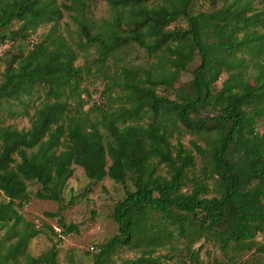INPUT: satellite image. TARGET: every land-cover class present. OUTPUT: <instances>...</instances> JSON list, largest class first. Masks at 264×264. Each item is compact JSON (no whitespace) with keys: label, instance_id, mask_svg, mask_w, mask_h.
<instances>
[{"label":"trees","instance_id":"1","mask_svg":"<svg viewBox=\"0 0 264 264\" xmlns=\"http://www.w3.org/2000/svg\"><path fill=\"white\" fill-rule=\"evenodd\" d=\"M96 1H0V37H3L0 45L7 44V30L15 21L20 25L9 33L14 41H30L40 27L53 25L27 53L11 55L8 47L1 56L6 58L0 81V113L3 102L17 101L28 107L24 99H30L42 84L50 88L53 101L36 108L34 114H27L29 129L0 127V199L4 200L0 202V229L7 227L6 237L10 242L5 254H1L0 247V264H20L19 256L24 254L28 241L42 233L36 229L17 230L25 223L17 206L24 207L26 200L19 204L17 201L23 197L28 185H40L37 199L61 204L64 202L63 192L76 167L82 168L88 179L97 182L110 178L125 184L128 173L136 177V190L129 191L126 198L115 206L114 218L120 233L101 248L95 264H102L103 257L115 248L131 245L145 234L149 210L161 214L165 221L175 219L176 213L192 215L200 230L214 233L224 247H228L231 241L248 243L264 224V154L261 143L246 135L249 128H252V134L256 133L253 125L258 107L264 104V34L260 30L264 25V12L256 10L253 0H233L219 12L195 17L190 15L194 0H166L171 2L169 6L158 4L153 7L146 4L149 0H106L113 8L125 10L135 27L128 36H121L117 34L119 24L115 19L111 35L103 38L99 33L94 35L85 22L89 4ZM66 12H71V19L79 25L81 39L101 47L98 61L102 66L111 53L131 43L151 54L167 47L174 56L170 61L176 68L175 75L156 81L148 78L149 86H142L138 81L124 83L130 90L132 106L123 107L112 115L104 114L102 125L113 138L107 144L99 124L91 119L90 114L104 104L99 100V105L95 102L90 112H84L88 102L83 99L81 88L84 69L76 65L80 52L58 29ZM180 18L188 23L182 35H178L177 29L169 30ZM210 27L215 28L217 40L204 44L203 32ZM180 35L191 40L187 51L170 44ZM195 50L202 60L194 72L195 98H186L183 103L160 98L156 87L177 81L178 73L186 70L193 61ZM246 51H256L258 61L255 62H260L259 86L256 88L246 84L243 77ZM237 52H242V56ZM223 73L228 77L220 92L214 95V85ZM106 89H110V85ZM88 97L90 99L91 95ZM210 103L221 108L220 114L196 121L192 115ZM147 110L163 120L173 114L193 133L209 130L211 121L221 123V136L209 144L208 149L192 144L218 179L222 188L219 196L206 197L208 187L200 181L193 182L191 192L182 191L188 178L187 171L195 165V158L181 143L173 146L160 124L119 126V123L137 119ZM236 139L247 149L250 169L236 171L227 158ZM154 159L167 165L169 178L156 176ZM255 180L258 185L249 188ZM48 215L56 217L58 214ZM61 226L66 234L78 231L75 224L66 226L62 223ZM223 226H226L224 231H217ZM145 255L138 263H156ZM55 257L53 248L32 261L51 264Z\"/></svg>","mask_w":264,"mask_h":264},{"label":"rangeland","instance_id":"2","mask_svg":"<svg viewBox=\"0 0 264 264\" xmlns=\"http://www.w3.org/2000/svg\"><path fill=\"white\" fill-rule=\"evenodd\" d=\"M66 1L68 0H58L59 3ZM232 1L194 0L190 7V15L195 17L200 14L219 12ZM253 2L256 10L264 12V0H253ZM146 4L150 7L158 4L169 6L171 2L149 0ZM89 5L85 22L94 35L99 33L103 38L111 35V26L115 19L119 24V28H116L117 34L126 37L134 29V22L125 10L113 8L106 0H98ZM71 14V12L65 13L58 29L80 52L76 65L84 69L81 88L83 99L88 101L84 112H90L95 102L99 100H102L101 102L104 104L90 114L91 119L99 124L105 137L104 143L107 144L112 142L113 138L102 125L104 114L112 115L123 107L132 106V100L129 97L130 90L124 86V83L138 81L142 86H149L148 78L156 81L169 75H175L176 68L170 61L174 56L167 47L159 53L151 54L138 44L131 43L111 53L107 63L102 66L98 61L101 47L98 44H89L84 38L81 39L80 27L71 19ZM19 25L20 22L15 21L7 30V37H4L6 45L11 48V55L27 53L30 48L29 40L14 41L10 38L9 33L16 30ZM187 25V21L180 18L169 27V30L177 29L179 35L187 30ZM52 26L40 27L36 31L38 40L49 33ZM260 30L264 34V25L260 27ZM181 35L170 44L173 48L179 46L187 51L191 40L183 39ZM202 39L204 44L214 43L217 40L215 28L206 29ZM255 53L256 51H246L247 63L243 70L245 83L252 88L259 86L257 77L260 62L258 64L255 62L258 61V56ZM237 55L242 56V52H237ZM5 58L6 56L0 58V81L5 70ZM201 62L199 52L195 50L193 61L186 70L178 73L177 81L165 86H157L156 94L160 98L177 100L180 103H183L186 98H195L194 72L199 68ZM227 77V73L221 75L219 81L214 85V95L220 92ZM108 85H110V89L107 90ZM89 95H91L90 99ZM52 97L50 88L42 84L37 87L35 94L30 99H24L28 102V107L17 101L3 102L0 127L12 126L18 130L29 129L30 119L27 114H34L36 108L52 102ZM220 111L219 106L210 103L200 107L199 112L193 114L192 117L199 121L216 117ZM152 123H158L166 130L173 146L181 143L184 149L191 151L195 158V165L187 171L188 178L182 191L184 193L191 192L193 182L200 181L208 187L206 197L219 196L222 188L218 179L211 172L206 160L195 151L192 144L196 143L204 149H208L209 144L221 136V123L217 120L211 121L209 130L193 133L176 120L173 114L163 120L161 117H156L151 110H147L143 111L137 119L129 120L126 124L119 123V126H147ZM253 127L256 128V133L252 134V128H249L246 135L261 143V151L264 154V104L258 107V115ZM246 153L247 149L240 140L236 139L227 155L236 171L250 169ZM174 155H176V150H174ZM152 163L156 176L170 177L166 164H161L158 159H154ZM110 164L111 161H109ZM135 178L134 175L128 173L125 184L116 183L110 178L97 182L88 179L84 170L76 167L74 176L68 181L63 192L64 202L61 204L37 199L36 192L41 188L40 185L29 184L23 197L17 201L19 204L20 201L24 203L23 200H26L24 207L17 206L25 220V223L20 224L17 230L22 232L25 229H36L42 233L28 241L27 248L23 251L24 254L19 256L20 264H36L32 260L51 252L53 248H55L56 257L51 264H95L101 248L120 233L119 225L114 218L115 206L126 198L129 191L136 190ZM257 185L258 181L255 180L249 188ZM3 201L0 199V202ZM53 213L58 215L56 217L48 215ZM146 218L147 231L145 234L140 235L139 239L131 245L115 248L103 257L102 264H141L138 263V260L144 253L146 257L150 256L151 260H155V264H264V224L248 243L238 244L231 241L228 247H224L220 238L216 237L214 233L202 232L199 223L192 215L176 213L175 219L165 221L161 214L149 210ZM62 223L66 226L75 224L78 226V231L66 234L61 226ZM225 229L226 226H223L217 231ZM6 236L7 227H3L0 229L1 254L7 252L10 244ZM15 240L17 239H13V241ZM151 250L154 252L150 253Z\"/></svg>","mask_w":264,"mask_h":264},{"label":"built area","instance_id":"3","mask_svg":"<svg viewBox=\"0 0 264 264\" xmlns=\"http://www.w3.org/2000/svg\"><path fill=\"white\" fill-rule=\"evenodd\" d=\"M38 41V38H37V35H33L31 36L30 38V41H29V44H30V47H33L34 44ZM9 47V45H0V57L3 55V53L5 52V50ZM101 102L100 101H97V104L99 105Z\"/></svg>","mask_w":264,"mask_h":264}]
</instances>
